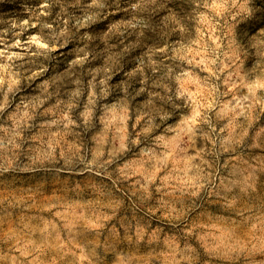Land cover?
Here are the masks:
<instances>
[{
    "label": "clouds",
    "instance_id": "obj_1",
    "mask_svg": "<svg viewBox=\"0 0 264 264\" xmlns=\"http://www.w3.org/2000/svg\"><path fill=\"white\" fill-rule=\"evenodd\" d=\"M0 264H264V0H0Z\"/></svg>",
    "mask_w": 264,
    "mask_h": 264
}]
</instances>
